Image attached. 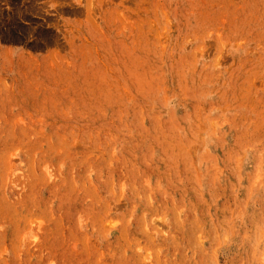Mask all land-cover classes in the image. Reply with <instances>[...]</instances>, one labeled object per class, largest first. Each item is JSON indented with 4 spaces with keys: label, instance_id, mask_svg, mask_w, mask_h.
<instances>
[{
    "label": "rangeland",
    "instance_id": "rangeland-1",
    "mask_svg": "<svg viewBox=\"0 0 264 264\" xmlns=\"http://www.w3.org/2000/svg\"><path fill=\"white\" fill-rule=\"evenodd\" d=\"M0 264H264V0H0Z\"/></svg>",
    "mask_w": 264,
    "mask_h": 264
},
{
    "label": "bare ground",
    "instance_id": "bare-ground-1",
    "mask_svg": "<svg viewBox=\"0 0 264 264\" xmlns=\"http://www.w3.org/2000/svg\"><path fill=\"white\" fill-rule=\"evenodd\" d=\"M11 153V152H10Z\"/></svg>",
    "mask_w": 264,
    "mask_h": 264
}]
</instances>
